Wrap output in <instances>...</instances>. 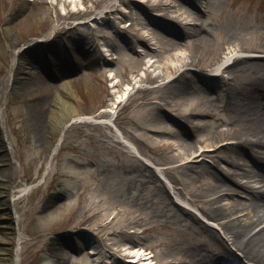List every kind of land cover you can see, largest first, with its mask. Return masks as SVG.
<instances>
[{
    "label": "rangeland",
    "instance_id": "rangeland-1",
    "mask_svg": "<svg viewBox=\"0 0 264 264\" xmlns=\"http://www.w3.org/2000/svg\"><path fill=\"white\" fill-rule=\"evenodd\" d=\"M155 1L76 0L73 6L66 0H0V108L17 161L14 189L37 182L44 170L57 95L94 119L112 118L147 156L139 159L109 138L116 134L111 126L69 125L43 183L14 202L25 237L19 264H133L136 252L149 254L150 264H196L219 249L220 242L199 225L223 235L218 222L202 213L208 194L201 186L203 175L178 166L168 145L175 140L166 133H179L181 151L197 146L200 138L219 141L245 127L253 138L264 114L256 91L264 86V62L229 65L251 55L234 48L260 44L264 0ZM109 4L114 7L106 8ZM106 10L113 12L102 13ZM36 39L43 41L35 51L51 47L58 52L56 60L50 59L54 71H37L12 89L14 51ZM100 48L112 53L109 59ZM178 55L188 65L171 72L167 66ZM144 62L151 71L138 79ZM110 73L119 81L116 92L109 87ZM53 75L62 82L72 77L75 97L59 88ZM130 75L135 83L125 97ZM246 110H253L255 124ZM166 112L186 121L193 134L170 127ZM241 162L257 170L247 159ZM218 163L231 174L239 171ZM59 195L64 199L56 202ZM240 196L243 203L251 200L249 194ZM231 202L227 198L220 204ZM57 234L66 235L64 244Z\"/></svg>",
    "mask_w": 264,
    "mask_h": 264
},
{
    "label": "bare ground",
    "instance_id": "bare-ground-1",
    "mask_svg": "<svg viewBox=\"0 0 264 264\" xmlns=\"http://www.w3.org/2000/svg\"><path fill=\"white\" fill-rule=\"evenodd\" d=\"M66 1L75 6L76 0ZM155 3L156 1L152 0V4ZM192 5L190 3L191 7H193ZM112 7L114 5L109 4L106 6L108 9ZM111 11L113 12V10ZM111 11L106 10L102 13L106 14V12ZM54 31L55 29L52 28L48 32V35H52ZM39 40L41 41V39H37V41ZM234 49L249 51L251 55L233 59L229 67L245 63L246 61L264 62V33L260 35V44L258 46L252 45L250 47H237ZM14 54L11 73L13 79L16 81L15 85H18L21 78L23 80L31 78L35 75L36 71L32 66L25 65L20 61V65L15 69L17 57L16 53ZM108 55L111 56L110 53ZM178 56L177 62H173L167 66L169 71L176 72L181 67L188 65L185 57ZM109 75L112 77V81L116 80L114 74L110 73ZM72 81V79L65 80L61 84V88L68 96L75 97L71 86ZM262 87L260 90L256 89V91L257 93L260 92V100L264 102V86ZM131 88V84H129V86H125L123 91L126 94ZM116 91V86H114L112 92ZM54 111L53 121L50 124L52 138L48 142L47 148L50 145L53 146L59 132V127L65 120H70L71 124L108 125L115 128V136L113 138L109 136V138L122 143L132 155L134 153L141 159H146L147 156L141 153L133 145L132 141L116 128L112 118L94 119L92 116L84 114L77 104L69 99H63L60 95L55 97ZM251 111L253 110H246L245 115L249 121L255 124L257 118ZM108 112L110 111L108 110ZM165 114L164 120L170 124V127L172 126L180 131H185L187 137L193 134V129L187 125L186 121L181 120L179 117L171 116L167 112ZM262 116L263 120H261V124L257 125L259 129L255 130L252 134L253 138L247 136L248 130L245 127L243 132H237L233 136L219 141L211 142L208 139L200 138L197 140V146L195 144H189L184 151H181L183 145L180 143L181 138L179 133L176 130L166 133L170 139L175 140L168 143V145L172 148V151L176 152L173 154V159L179 163L178 166L189 168L194 173L203 175L201 186L207 188L208 194L205 196L206 198L201 207L202 213L209 220L218 222L223 232V235L220 237L211 227L199 224L212 235L213 239L220 243H217L219 249L216 252L206 257L197 258L195 260L196 264H243L242 259L253 264H264V114ZM60 144H56L46 157V162L44 163V171L46 172L44 179L48 175L51 162ZM8 150L10 152L8 144L4 147L0 140V198H2L0 206H5V211L0 214V264H16L18 260L20 251L18 245H20L25 237L17 227L18 219L16 218L17 214L14 208V202L24 197L34 188L33 186L24 185L15 190L14 186L12 187V167L14 164H12V160L8 156ZM207 158L213 159V162H207ZM240 158L247 159L251 166L257 170L246 169L245 164L241 162ZM217 160L228 164L229 168L236 167L239 171L231 174L229 169L223 167ZM252 184L258 185L253 186ZM242 194H246L247 196L249 194L251 196L248 204L242 202L240 196ZM227 198L232 202L227 205H221V201ZM205 204L215 206L207 208ZM177 208L178 211L189 216L193 221H197L184 207L178 206ZM197 222L199 223V221ZM236 252H239L240 256ZM134 257L140 258L139 252H136ZM149 259L150 256H147L143 259V262L150 264Z\"/></svg>",
    "mask_w": 264,
    "mask_h": 264
},
{
    "label": "water",
    "instance_id": "water-1",
    "mask_svg": "<svg viewBox=\"0 0 264 264\" xmlns=\"http://www.w3.org/2000/svg\"><path fill=\"white\" fill-rule=\"evenodd\" d=\"M31 48H27L26 50H23V52H22V54L23 53H26L27 51H29ZM21 57H22V55L21 56H19L18 58H17V62H16V68L20 65V63H19V61L21 62ZM14 78H15V76H14ZM1 110V109H0ZM71 124V121L70 120H65V122L59 127V132H58V134H57V136H56V139H55V141H54V144H53V146L52 145H50L48 148H46V157L48 156V154L50 153V151H51V149H53L55 146H56V144H58L59 143V141L61 140V137H62V135H63V132H64V130L67 128V126H69ZM0 140H1V142H2V144L4 145V147L6 146V144H8V146H9V143H8V141H7V139H6V135H5V132H4V129H3V127H2V125H1V116H0ZM52 146V147H51ZM8 152H9V150H8ZM9 158L12 160V164H13V158H12V155H11V152H9ZM13 184H14V181H13ZM12 184V185H13ZM2 199V198H1ZM60 199H57L56 200V202H58ZM2 201V200H1ZM55 203V202H54ZM5 211V206H2V208H0V212L2 213V212H4ZM57 238L60 240V241H62L63 242V244L66 242V235H60V234H57ZM15 244H16V242H15ZM16 249H18V247H16ZM1 259V258H0ZM16 264H18V260H17V262H16Z\"/></svg>",
    "mask_w": 264,
    "mask_h": 264
}]
</instances>
